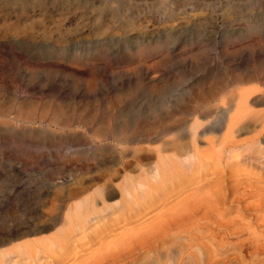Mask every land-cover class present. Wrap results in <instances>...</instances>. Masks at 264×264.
<instances>
[{
  "label": "bare ground",
  "instance_id": "obj_1",
  "mask_svg": "<svg viewBox=\"0 0 264 264\" xmlns=\"http://www.w3.org/2000/svg\"><path fill=\"white\" fill-rule=\"evenodd\" d=\"M143 1L0 0V14L5 18L14 14L28 19L15 17L13 25L11 19L10 28L5 25L0 33L23 35L42 29L45 35L41 39L50 40L55 33L37 13L52 16L91 9L97 24L95 42L78 41L77 33L57 24L54 30L61 47L50 42L42 51L30 49L34 55L47 58L56 52L80 62L91 55L109 53L114 45L109 29L117 20L122 33L145 28L139 43L124 39V47L134 54L148 46L157 52L165 47L173 52L188 38L200 43L208 37L203 32L207 27L211 33L217 26L222 34L237 29L244 33L259 28L264 31V9L252 10L248 0H239L243 5L227 4L219 20L211 19L213 16L192 18L175 25L169 35L152 32L151 19L135 20L140 7L154 5L155 11L174 21L189 8L184 9L187 3L195 8L205 1L174 0L176 5L170 8L166 5L171 0ZM185 30L191 33L183 39L180 35ZM8 53L12 68L57 65L28 63L27 55ZM203 54L191 56L198 59ZM163 57L155 66L161 65ZM1 59L0 67L7 70L9 64ZM208 68L206 76L185 80L182 85L158 83V88L154 87L156 98L136 111L121 105L123 97L132 94L128 89L111 93L105 100L106 111L96 104L90 108L89 99H83L81 106L74 95L56 88H50L43 98L33 96L10 103L0 94V123L10 124L13 130L24 127L2 140L17 150L15 158L21 159L23 169L34 168L35 160L30 161L34 157L24 146L38 144V136L52 137L49 148L54 147L60 158L69 159L58 165H37L43 172L32 181L34 192L2 195L7 204L0 209V264H9L10 259L11 264H264V216L243 219L248 209L264 210V187L242 181L246 171L240 168L237 155H245L248 164L261 157L263 161L258 162L264 166V55L237 66L225 63L221 68ZM99 79L89 73L84 82L87 90L93 91ZM12 84L14 93L17 87ZM165 90L170 93L167 101L161 98ZM10 111L22 122L6 118ZM97 116L103 117L98 120ZM47 119L67 131L44 132L49 129L44 124ZM35 122L42 131L29 127ZM75 124L90 128L93 141L82 138L85 132L72 129ZM248 171H252L250 167ZM17 173L14 169L7 175Z\"/></svg>",
  "mask_w": 264,
  "mask_h": 264
},
{
  "label": "rangeland",
  "instance_id": "obj_2",
  "mask_svg": "<svg viewBox=\"0 0 264 264\" xmlns=\"http://www.w3.org/2000/svg\"><path fill=\"white\" fill-rule=\"evenodd\" d=\"M182 1L189 2L188 0H182ZM204 1H205V3H203L204 5H201L200 7L197 6L195 8H192L190 4L187 3L184 9L188 7L189 8L185 9L186 12H183L182 14H178V16H181V18H177L174 21L168 20V18H166V16L163 15L162 12L155 11L154 5L145 8L140 7L139 11L135 13V20L139 21L144 18L145 19L149 18L152 20L151 22H149L151 24L150 26L153 28L151 29L152 32L158 30L162 34L169 35L171 34L174 26L177 25L178 23L181 22L185 23L188 20L190 21L192 18L193 19L201 18V20H203L204 18L207 17L210 19V16H213V18L211 19L218 18L219 20L221 18L222 10L227 6V4L238 5V6L243 5L240 4L239 0H204ZM248 1L250 5L248 7L252 8V10L257 9L262 11L264 9V0H248ZM173 2L175 1L171 0V2L168 3V5H166V7L170 8L172 6H175L176 4ZM79 12H80L79 10L75 12H65L60 14L55 12L52 14V16L51 15L49 16L46 12H44L43 13L44 15H42L41 14L42 11L37 13V15L41 16V19L42 21H44L45 25L46 26L48 25L49 30L55 33L52 34L51 37L52 39H50L51 41L49 40V38L41 39V37L45 35L44 32L43 33L40 32L42 29L39 31L37 29H34L33 32L23 35L12 34L8 31H5L7 32V33L4 32L5 34L3 33L5 37L4 38L0 37V59L2 58L1 60H6L7 61L6 63L9 64L7 65V67H5L7 70H3L2 67H0V94L1 96H3L5 100H7L9 103L12 100L25 101L29 97L33 98V96L42 97L43 94L45 95V93L50 90V88H56V89H60L63 93L74 95L77 101L79 100L81 106L84 103L83 99H89V101H91L89 102L90 108H94L95 106L93 107V105L96 104L97 107H100L101 109H105L106 111L108 109L105 108L106 105L105 100L109 96H111V93L113 94L114 91L120 88L125 90L126 92L129 90L127 93L132 92L131 95L130 94L127 95L128 97L127 96L123 97L124 103L122 102L121 105L122 106L129 105L128 107L125 108H129V111L132 109L136 111L138 108H144L148 101H153V99L156 98L157 93H154L155 92L154 89L156 87L158 88V83L163 82V84L166 85V87L168 86V84L169 86L170 85L176 86L179 84L182 85L185 80L189 81L190 79H194V77H198V76L201 77L203 75L206 76L207 71H210V68L208 67L217 66L221 68V66L225 63H229L234 66H237V65H241L242 63H244L245 61L249 60L252 57H258V56L261 57L264 55V31H259L260 28L250 33H244L242 29H237L236 31L233 32L228 31V33L225 32L226 34L225 33L222 34L221 32H219V28L217 26L213 27V31L211 33L210 32L208 33L206 31V30H212L210 27H207L203 32L204 33L206 32L208 34V37H206L205 39L203 37L200 43L199 41H194L192 38H188L187 40L183 41L181 45H178V47L175 48L173 52L170 50V48L167 47L163 48L162 51L157 52L158 49L150 50L148 46L146 50L144 49L141 50L140 52H137L138 54L136 53L134 54L132 53L133 51L130 52L124 47V39L127 38L129 40L132 39L137 40L139 43L140 39L142 38V35L144 34L145 28L144 27L142 29L134 28L133 30L127 31L126 33H122V30L117 25L119 20H117L116 24L111 28L112 30L109 29L110 33L112 34V40L110 41V43L114 42V45L111 48H109L108 54L105 55L96 54V57L91 55L89 57L84 58L80 62L70 61L67 58H64L62 56L63 55L62 53L55 52L54 55L50 57L48 56L47 58H46L47 55L39 56L32 54V52L30 51L31 48H34L35 51H38L41 48L42 51L43 49H47L46 44H51L50 42H52L53 45L54 44L60 45V43L59 44L57 43L59 42L58 32L54 30V26H56L57 24H60L62 27H64V29L68 26L70 29L69 33H73V32L77 33L75 39H77L78 41L81 42L85 41L88 43L95 42L96 41L95 39L98 36V34L95 33L97 24L95 23L93 17V13L95 11L89 9L80 13ZM263 14L264 13H262V15ZM17 16L18 15L15 16L14 14L12 15L10 14L9 18H5L4 14H0V26H3L0 27V32L1 30H4L3 28H5L6 26L10 28V25L8 23H10L11 21H12L11 22L12 25L15 24L14 20H16V18L22 19L24 17V19H22L21 21L25 20V16H23L22 18H19ZM4 18H5V22L3 20ZM27 20L28 19H26L25 21ZM80 20H82L81 23ZM75 22H77L78 24H76ZM73 27L75 31L73 30ZM64 29L63 31H65ZM202 29H204L203 26ZM187 31L188 30L182 31L180 37H183V39L188 37L191 32H187ZM104 32L106 33L105 30ZM3 34L0 33V35ZM163 37L164 36H162V38ZM15 38H18L19 40H17V42L14 41ZM172 38L173 37L171 36L170 39ZM21 43L23 44L21 45ZM25 44L26 47L22 49L21 47H23ZM158 44L159 43L154 44L153 46L157 47ZM153 46L150 47L152 48ZM59 47H61V45ZM6 50H8V52L10 51H15L16 53L19 52L20 55H27L28 58L30 59L29 60L30 62L28 61V63H34V62L36 63L39 61L42 64H46L50 62L51 64L56 63L57 65L55 68L42 66L41 68L38 69H32L30 68L29 65H25L26 68L22 66L17 69V67H15L14 65L13 66L14 69H13L12 66L10 65L12 62L9 59L11 53H8ZM25 50L26 51L29 50V51L26 52ZM76 51H79V49H77ZM167 51L169 53H167ZM201 51L202 53L204 52V54L203 56H200L198 59H197L198 56H195L196 59L191 56L192 53H196V52L197 55H199ZM129 54H131L130 57ZM91 57H93L94 59ZM133 57L134 60H132ZM162 57L163 59L164 58L165 59L164 61L163 59H161L160 62L161 65L155 66L156 60ZM166 59L168 61H166ZM140 61H144V63H141ZM197 61L199 62L197 63ZM219 63H223V64L221 65ZM27 66H29V68H27ZM179 68L180 69L182 68L181 69L182 71ZM156 69L157 71H155ZM75 70L80 72L79 74L76 71L78 73V76L80 75L81 77L75 75L76 73L74 72ZM177 70H179L180 72L179 71L177 72ZM91 72L97 75L99 78H101V81L99 79L93 91H88L86 88V83L84 82H86V79L88 78V74ZM181 72L184 76L181 74ZM178 73H180V75ZM180 76L181 78L182 77L183 78L182 79L179 78ZM162 78L164 80H162ZM176 79L177 82L175 81ZM83 83L85 84V86ZM153 83L154 86H152ZM10 84H12V86L14 85V87L16 85L17 91H14L13 93L12 90H14V88L11 87ZM168 91L165 90L164 92L165 95L161 97L165 101H167L170 94L168 93ZM227 92L229 93L231 92V90H228ZM93 99L96 103L95 102L93 103ZM99 100H101L103 103L100 104L101 101ZM135 106L137 107L134 108ZM116 112H117V108H116ZM6 115H7L6 118L9 117L11 119L12 117L15 119V121L17 122L19 121L18 123L22 122V119H20V117H17L15 111H10ZM102 117L103 116H97V119L99 120ZM44 124H46L50 129V130L46 129L44 132H52V131L63 132V131H67L68 129L63 126L55 125L53 124V122L51 123L48 119L45 121ZM38 125L39 122H35L30 124L29 127L31 126L30 128H32V130H34L35 132L37 131L39 132V130L42 131L41 127H37ZM9 126L11 125L7 124L6 126L0 123V139H1L0 209L7 204L6 203L7 200L4 201V196L2 195H6L9 192L13 194L14 192H18V191H21L19 192L21 194L25 192H34L33 190L35 188H33L32 181L38 179V177L43 172V167L39 168L37 165L41 166L44 163H46L47 166L58 165L61 162H66L69 160L68 158L67 159L60 158L58 151H54V147L50 146L49 148L50 140L53 139L52 137L49 138V137L38 136L35 138V140L37 141L39 140L38 144L32 143L30 148L24 146V148H27V152H28L27 154L34 157V158L32 157L33 159H31L30 161L35 160L34 162L32 161L34 164V168L31 169L30 171H26L25 169H23V163L21 162V159L15 158V155L17 154V150L14 151L10 146L3 144L4 143L3 141L7 137H9L10 133H17L20 131L19 128H21L22 130V128L24 127L17 126L15 130H13L12 129L13 127L11 126V128H9ZM247 127H249V125ZM71 128L85 132L82 138L93 141L90 128H86L80 124L79 125L75 124ZM240 132H243V130H241ZM48 149H50L51 151H49ZM237 155L241 163L240 168L244 172L246 171L242 181L244 182L247 181L249 183L255 185H261L264 187V166H261V164L258 162V161H263V158L258 157L257 158L258 160L256 159L253 160L252 158L250 160V163L248 164L249 160L246 159L245 155H243L242 153L240 155L239 154ZM248 167H250L252 171H248ZM14 169L18 173L12 177L8 176L7 175L8 172L10 170L13 171ZM244 213H245L243 218L244 221L250 220L251 215H257L259 216V218H263L262 216H264V210H260L256 212L254 210L248 209ZM231 215H234V213H231ZM119 225L120 224H118L117 226ZM8 261H10L9 264H11V259ZM41 264H50V263H41Z\"/></svg>",
  "mask_w": 264,
  "mask_h": 264
}]
</instances>
